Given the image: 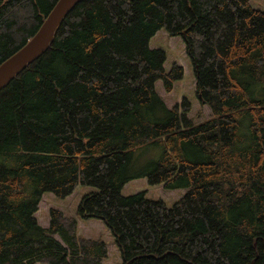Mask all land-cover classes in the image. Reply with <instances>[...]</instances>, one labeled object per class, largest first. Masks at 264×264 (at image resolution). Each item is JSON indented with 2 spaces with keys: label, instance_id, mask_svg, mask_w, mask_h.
Masks as SVG:
<instances>
[{
  "label": "trees",
  "instance_id": "16d2710c",
  "mask_svg": "<svg viewBox=\"0 0 264 264\" xmlns=\"http://www.w3.org/2000/svg\"><path fill=\"white\" fill-rule=\"evenodd\" d=\"M57 0H0V64L38 31ZM181 36L196 95L158 93L184 77L151 38ZM160 157L131 171L137 149ZM136 178L186 189L172 206ZM81 199L77 216L43 195ZM103 221L120 264H264V9L250 0H85L65 16L47 50L0 89V264H103L107 243L79 233Z\"/></svg>",
  "mask_w": 264,
  "mask_h": 264
},
{
  "label": "rangeland",
  "instance_id": "374dc122",
  "mask_svg": "<svg viewBox=\"0 0 264 264\" xmlns=\"http://www.w3.org/2000/svg\"><path fill=\"white\" fill-rule=\"evenodd\" d=\"M255 7L264 9V0H250ZM152 48H162L166 52L165 68L170 70L172 63L177 61L184 67L183 79L175 83L172 92L168 93L163 87L162 81H157L156 88L169 107L176 104L181 105L183 97L187 98L192 108L189 116L193 117L195 122H200L212 116V110L208 105L201 106L196 95V77L192 60L186 52V45L181 36H170L165 29H160L150 41ZM163 152V146L160 144L149 145L134 152L131 163V171H137L156 161ZM95 188L90 186L79 185L77 189L66 198H58L51 192H46L43 195V200L40 203L39 210L36 213L39 223L45 227L49 225V210L50 208H59L66 214L77 216V210L82 197ZM145 191L147 197L151 199H162L168 206H172L186 191V189L178 188L169 190L163 185L152 186L146 178H136L129 181L122 190L124 195ZM79 233L91 238H100L107 243L108 256L103 264H120V250L114 241L110 229L105 223L99 219L78 218ZM39 264V263H36Z\"/></svg>",
  "mask_w": 264,
  "mask_h": 264
},
{
  "label": "water",
  "instance_id": "95a60500",
  "mask_svg": "<svg viewBox=\"0 0 264 264\" xmlns=\"http://www.w3.org/2000/svg\"><path fill=\"white\" fill-rule=\"evenodd\" d=\"M82 1L85 0L56 1L38 31L24 46L0 64V89L47 50L62 20Z\"/></svg>",
  "mask_w": 264,
  "mask_h": 264
}]
</instances>
